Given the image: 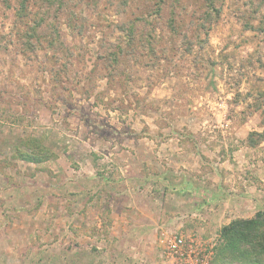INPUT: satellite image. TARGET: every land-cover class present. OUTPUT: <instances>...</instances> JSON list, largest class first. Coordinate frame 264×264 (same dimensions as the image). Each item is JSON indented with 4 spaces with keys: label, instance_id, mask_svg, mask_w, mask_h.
I'll use <instances>...</instances> for the list:
<instances>
[{
    "label": "rangeland",
    "instance_id": "obj_1",
    "mask_svg": "<svg viewBox=\"0 0 264 264\" xmlns=\"http://www.w3.org/2000/svg\"><path fill=\"white\" fill-rule=\"evenodd\" d=\"M21 1L0 0V264H215L264 210V0ZM176 79L195 115L160 100ZM27 138L50 158L20 160Z\"/></svg>",
    "mask_w": 264,
    "mask_h": 264
},
{
    "label": "trees",
    "instance_id": "obj_2",
    "mask_svg": "<svg viewBox=\"0 0 264 264\" xmlns=\"http://www.w3.org/2000/svg\"><path fill=\"white\" fill-rule=\"evenodd\" d=\"M28 1L22 0L20 2L18 17L21 19L26 16ZM45 1L47 3L44 9L45 12L55 4H58L60 10L66 6L65 0ZM144 17L146 15H142L137 21L142 20ZM42 21L43 19H41ZM169 22V26L173 28V19L171 18ZM40 25V22L36 24L37 27ZM134 28H136V22H132L126 31V34L131 38L130 40L135 37ZM253 136L259 137L261 135L255 133ZM251 137L252 135H250L248 142L250 146H254L258 141H253ZM260 140L264 139L260 138ZM26 141L31 143V151L23 153L18 150L17 155L20 160L42 163L50 158L51 153L38 139L27 138ZM219 240L220 243L215 250V264H264V210L258 211L250 219H236L223 226L220 230Z\"/></svg>",
    "mask_w": 264,
    "mask_h": 264
},
{
    "label": "crops",
    "instance_id": "obj_3",
    "mask_svg": "<svg viewBox=\"0 0 264 264\" xmlns=\"http://www.w3.org/2000/svg\"><path fill=\"white\" fill-rule=\"evenodd\" d=\"M177 82L179 84H181L182 89L177 87ZM170 84H171L170 85L171 88H167V87L165 88L164 84L161 85L160 88L164 89L165 91L163 94L160 95V97H159V98H161L160 100L164 101V100L171 99V100L175 101L176 98L181 100V101L184 100L185 101L184 104H182V102H180L178 105L182 104V106H184L183 109L185 110V115H187V114L188 115H195L194 108L191 107L193 105L192 100L196 97L195 90L197 91L198 89H201V88L197 87L198 88L197 89L193 83L189 84V85L184 84V81H182V79H176V82L172 81ZM152 85L153 84H151V86H149V87L147 86L148 88H146L145 92H143V94L145 96H148V98L150 96H151L150 98H156L155 95L149 94V91L152 90ZM167 89H169V90H167ZM169 92H176V93H178V95L176 97V94L172 93V95H170ZM194 94H195V96H194ZM152 100L156 101V99H152ZM187 117L192 118V116H187ZM189 127L190 126L187 124L182 126V128H189ZM177 142H178V140H177ZM175 145H176L175 150H178V152L176 153V156H177L176 158L179 160H182L181 163H179L178 165L184 166L183 168H184L185 172H188V173L199 172L198 167L200 165V154L199 153L195 154V152L193 150H191V148H190L191 145H188V144L187 145H185V144L179 145L178 143H175ZM203 154L205 155L204 152H203Z\"/></svg>",
    "mask_w": 264,
    "mask_h": 264
}]
</instances>
